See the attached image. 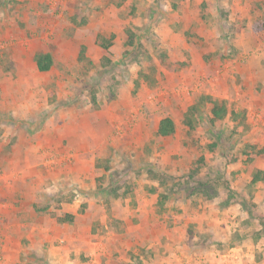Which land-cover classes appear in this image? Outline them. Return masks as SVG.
<instances>
[{"label": "rangeland", "instance_id": "rangeland-1", "mask_svg": "<svg viewBox=\"0 0 264 264\" xmlns=\"http://www.w3.org/2000/svg\"><path fill=\"white\" fill-rule=\"evenodd\" d=\"M263 13L264 0H0L1 147L39 133L62 151L50 165L80 174L46 194L38 233L0 224V264H264ZM214 103L235 114L213 121Z\"/></svg>", "mask_w": 264, "mask_h": 264}, {"label": "crops", "instance_id": "crops-1", "mask_svg": "<svg viewBox=\"0 0 264 264\" xmlns=\"http://www.w3.org/2000/svg\"><path fill=\"white\" fill-rule=\"evenodd\" d=\"M35 102L36 100L33 104H38L39 101L37 103ZM49 124H47L46 130L44 132L42 130L40 133H45L46 135H50L47 137L55 139L57 134L55 133L53 135L51 133V130L49 129L50 127H48ZM16 134L18 135L15 137L16 141L11 147L10 152H6V148L1 147L0 141V160L6 159V161H8V167L12 162H14L15 165L13 168H18V170H15L16 172L10 171L0 175V224L3 226L6 225L7 227L11 224H17L21 232H23V229L25 228H30L29 231L32 232V234H35L41 230L39 224L41 222L40 219L50 217L48 214L42 215V217L39 215L41 210L38 207L39 204H43L42 202L44 197H46V194L54 196L53 192H55L57 188L58 190L66 188L68 186L69 179L73 175L79 177L80 174L72 173L73 169L77 170L73 168L72 163L64 164L60 162L58 163V165H60L59 167H52L50 165L51 163L48 159H50L53 155H57L62 152L61 150L54 148V140L51 141L50 139L45 138L46 140H42L44 141L42 143L39 141V133L29 136L27 132L22 130L20 133L17 132ZM10 135L11 133H9L8 136ZM8 139L10 140V138ZM71 153L72 152H67L63 154L64 156H60L65 158V156H71ZM87 154H89V152L86 150L81 155L84 158ZM42 165L45 166L43 169H41ZM42 170L46 172H43L42 174ZM95 173L108 174L109 172H107L106 169L101 170L93 168V175ZM43 184H46V189H42L41 186ZM91 188L84 189L86 191H81V193L85 195L89 190L92 191ZM40 191L44 193H40ZM46 198L49 197L47 196ZM61 205H63V208L65 207L64 204ZM46 208L48 213H52V211L55 210L53 205H46ZM6 232L7 231H5V233ZM183 236L186 240H190L191 243L198 238L196 235L191 238L187 232H185ZM199 248L200 249L197 248V255H202L203 252L206 251V247L204 248L203 246H199ZM193 249H195V246ZM212 255L216 256L217 254L213 253ZM219 257L221 259L220 262H222L223 258H226V255H221Z\"/></svg>", "mask_w": 264, "mask_h": 264}, {"label": "trees", "instance_id": "trees-1", "mask_svg": "<svg viewBox=\"0 0 264 264\" xmlns=\"http://www.w3.org/2000/svg\"><path fill=\"white\" fill-rule=\"evenodd\" d=\"M264 14V13H263ZM253 30L255 32H260L264 30V17L262 20L255 21L253 23ZM104 48L106 46L102 45ZM36 68L39 72H48L51 70L54 64L53 56L50 53H38L35 56ZM192 113L195 112V109H191ZM235 111L229 107L227 103H214L212 109L213 121H221L226 116L234 115ZM189 127L193 129L192 122L188 121ZM176 132V125L171 118H164L159 123L158 135L161 137L172 136ZM257 156L264 158V148L259 149ZM264 183V170H257L252 174V184ZM71 221V218L60 219L59 222H68Z\"/></svg>", "mask_w": 264, "mask_h": 264}]
</instances>
